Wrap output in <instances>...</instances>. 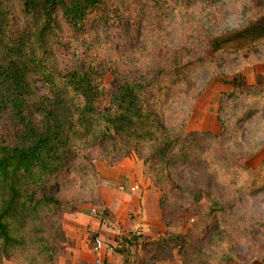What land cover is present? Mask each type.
I'll return each mask as SVG.
<instances>
[{"label": "trees", "instance_id": "1", "mask_svg": "<svg viewBox=\"0 0 264 264\" xmlns=\"http://www.w3.org/2000/svg\"><path fill=\"white\" fill-rule=\"evenodd\" d=\"M101 12L107 22L121 23V11L107 0H0V264H58L65 251L63 217L78 212L82 203L103 206L100 219H113L99 192L94 200L63 194L76 173L90 170L95 176L91 156L105 147L113 153L112 166L135 155L155 186L199 174L203 183L198 184L196 197L210 196V181L205 184L202 177L204 163L191 144L197 136L219 137L188 133L184 124L176 129L164 116L171 90L185 84L205 57L181 65L178 52L170 67L150 74L126 70L119 60L93 51L84 52L72 66L61 67L58 51L65 45L64 28L72 38H80L87 22ZM259 13L239 31L209 37V53L236 59L263 52L264 13ZM107 74L112 77L109 93L104 88ZM228 83L232 87L228 99L255 97L264 76L257 74L255 85L249 86L237 72ZM159 206L166 232L144 245L154 249L153 255L196 253L193 232L202 233L198 224L194 231L175 233L160 202ZM210 206L218 211L217 203ZM137 240L129 236L116 248L122 264L132 263L130 248ZM152 258L146 261L150 264Z\"/></svg>", "mask_w": 264, "mask_h": 264}, {"label": "rangeland", "instance_id": "2", "mask_svg": "<svg viewBox=\"0 0 264 264\" xmlns=\"http://www.w3.org/2000/svg\"><path fill=\"white\" fill-rule=\"evenodd\" d=\"M107 1L121 11V23L107 22L101 12L87 22L80 38H72L64 28L61 45H65L58 51L59 65L68 68L84 52L94 51L119 60L126 70L158 74L161 66L173 64L178 52L182 53H178L182 55L181 65L204 56L205 62L196 63L186 83L171 90L164 116L176 129L184 124L188 133L209 132L219 137L215 140L197 136L191 144L204 163L202 177L205 184L210 181L209 197H196L202 182L199 174H186L183 180L167 179L155 186L152 175L144 169L163 213L173 223L171 230L187 233L194 231L197 224L202 230L199 234L193 232L198 251L183 257L174 251H157L153 255L154 249L144 245L149 240L134 233L130 236L138 238L137 245L130 248L128 262L149 264L146 260L153 257L150 264H264V86L260 91L251 90L258 91L256 99L247 95L226 97L232 90L228 82L233 74L239 72L249 81L263 69L260 64L264 62V52L234 59L227 53L213 55L207 47L209 37L239 31L257 19L259 12L264 13V0ZM111 83L112 77L107 74V93ZM108 98L107 95L105 106ZM91 157L95 176L90 170L76 173L66 186L65 196L96 199L101 184L98 167H111L113 153L105 147ZM212 202L218 204L217 212L210 209ZM102 207L96 206L98 211ZM116 258L122 264L121 257Z\"/></svg>", "mask_w": 264, "mask_h": 264}, {"label": "crops", "instance_id": "3", "mask_svg": "<svg viewBox=\"0 0 264 264\" xmlns=\"http://www.w3.org/2000/svg\"><path fill=\"white\" fill-rule=\"evenodd\" d=\"M260 65L263 69L256 71L249 81L244 79L248 85L255 83L257 74L264 76V62ZM98 173L99 197L113 219H100V211L92 203L82 204L78 212L65 214V251L58 264H118L116 249L108 248L119 237L138 233L153 240L166 232L158 195L145 178L140 159L131 156L111 167L100 166Z\"/></svg>", "mask_w": 264, "mask_h": 264}, {"label": "built area", "instance_id": "4", "mask_svg": "<svg viewBox=\"0 0 264 264\" xmlns=\"http://www.w3.org/2000/svg\"><path fill=\"white\" fill-rule=\"evenodd\" d=\"M94 212H95V210H94ZM123 245H124V237L121 236L108 249L110 251H112V250H114L116 248L122 247ZM95 249H97V248H95ZM96 263L99 264L100 262L99 261H96Z\"/></svg>", "mask_w": 264, "mask_h": 264}]
</instances>
